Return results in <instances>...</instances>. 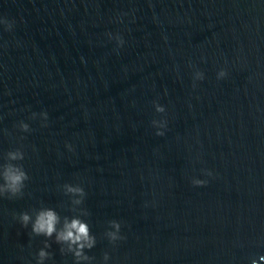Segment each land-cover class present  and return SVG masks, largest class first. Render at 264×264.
Instances as JSON below:
<instances>
[{
  "label": "water",
  "instance_id": "95a60500",
  "mask_svg": "<svg viewBox=\"0 0 264 264\" xmlns=\"http://www.w3.org/2000/svg\"><path fill=\"white\" fill-rule=\"evenodd\" d=\"M0 21V165L29 176L21 196H0V264H37L46 243L42 264H76L21 225L41 208L58 229L88 223L96 244L79 264L264 255V0H0ZM16 149L22 161L6 157Z\"/></svg>",
  "mask_w": 264,
  "mask_h": 264
},
{
  "label": "clouds",
  "instance_id": "9594fccd",
  "mask_svg": "<svg viewBox=\"0 0 264 264\" xmlns=\"http://www.w3.org/2000/svg\"><path fill=\"white\" fill-rule=\"evenodd\" d=\"M7 25L10 29L11 24L7 21H0ZM111 38V34H109ZM119 46H123V39L117 35L115 37ZM227 75V72L224 69H221L218 72V79L224 78ZM204 73L197 71L194 76V80H203ZM195 86V85H194ZM154 103V108L157 113H165L166 109L164 106L160 105L157 102ZM33 118L37 116L36 113H33ZM39 116L43 121L48 120L47 112L39 113ZM152 125L156 128V135L163 136L165 134L164 129L167 127L166 120H156L152 121ZM46 126V124L44 125ZM19 128L23 132H29L30 126L21 121ZM71 150V145L68 146ZM6 157L11 161H22L24 159V152L20 149L9 151L6 154ZM4 168V172L0 175V196H6L7 198H16L23 194V189L25 187V181L29 179L27 172L24 170L21 164L16 163H5L0 165ZM206 175L211 176L210 171L206 172ZM207 181L202 179L193 178L192 184L194 186H203ZM66 194L78 197L76 203H82L85 196L84 189L79 185L65 184ZM19 220L22 226L27 227L29 222L31 223V231L34 235L44 236L46 238H52L55 235V242L60 245H67L68 250L72 252L73 256L76 258V264H79L80 260H90L92 259L88 255L84 254L85 249H92L96 244V238L91 234L90 227L88 223L80 218H73L69 222L65 219L63 227L58 229L57 225L60 223V216L53 208H41L37 210L34 221L29 213L24 212L19 216ZM109 229L106 231L105 236L108 240L115 244L119 240H123L125 237L121 235V223L112 220L109 221ZM49 245L46 243L44 248L40 249L38 252L39 259L37 264H42V261L47 258L50 253L45 250ZM63 253V248H61ZM109 256L107 253L104 255V260L107 261ZM251 264H264V255L259 256L258 259H252Z\"/></svg>",
  "mask_w": 264,
  "mask_h": 264
}]
</instances>
